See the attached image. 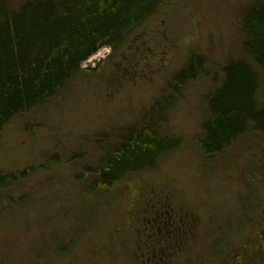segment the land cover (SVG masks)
Returning a JSON list of instances; mask_svg holds the SVG:
<instances>
[{"label": "rangeland", "instance_id": "obj_1", "mask_svg": "<svg viewBox=\"0 0 264 264\" xmlns=\"http://www.w3.org/2000/svg\"><path fill=\"white\" fill-rule=\"evenodd\" d=\"M263 2L167 0L121 50L104 48L61 95L7 125L0 133V171L29 172L6 195L14 205L0 206V264H136L141 227L135 221L147 199L158 196L187 205L204 222L211 203L242 194L259 195L264 210V137L246 138L212 160L200 152L207 97L214 90L206 76L184 85L169 109L163 132L180 146L154 171L94 198L80 179L84 167H93L98 158L95 138L138 125L194 56L212 76L241 57L243 20ZM140 35L144 38L134 42ZM147 46L160 52L157 66L145 76L144 62L136 74L125 68L124 58L138 48L146 53ZM259 98L264 103V74ZM205 237L200 234L199 242ZM59 242L67 246L63 253L54 250Z\"/></svg>", "mask_w": 264, "mask_h": 264}, {"label": "trees", "instance_id": "obj_2", "mask_svg": "<svg viewBox=\"0 0 264 264\" xmlns=\"http://www.w3.org/2000/svg\"><path fill=\"white\" fill-rule=\"evenodd\" d=\"M167 0H0V133L17 117L32 114L63 93L85 69L83 64L106 47L121 50L130 37L164 9ZM242 56L215 75L194 56L174 76L138 125L120 134L95 138L98 158L80 177L88 197L125 187L136 175L154 171L159 160L179 148L163 132L169 109L181 88L198 76L209 77L208 116L199 149L206 160L224 155L238 142L264 137V2L247 12L242 24ZM33 170V169H30ZM24 173L0 171V206ZM26 199L19 198L23 204ZM135 224L138 225V223ZM60 242L54 250L63 253Z\"/></svg>", "mask_w": 264, "mask_h": 264}, {"label": "flooded vegetation", "instance_id": "obj_3", "mask_svg": "<svg viewBox=\"0 0 264 264\" xmlns=\"http://www.w3.org/2000/svg\"><path fill=\"white\" fill-rule=\"evenodd\" d=\"M142 38L144 35L134 42ZM146 49V53L138 48L135 55L126 56L125 68L136 74L144 62L141 74L145 76L157 66L160 52L150 46ZM147 201L137 219L141 229L136 264H264V210L259 195L242 194L237 199L226 198L221 204L211 203L206 222L195 210L171 202L169 197ZM203 232L206 237L200 243ZM199 247L203 252L198 251Z\"/></svg>", "mask_w": 264, "mask_h": 264}, {"label": "water", "instance_id": "obj_4", "mask_svg": "<svg viewBox=\"0 0 264 264\" xmlns=\"http://www.w3.org/2000/svg\"><path fill=\"white\" fill-rule=\"evenodd\" d=\"M102 60H103V57H101L100 59H98V60H96L97 61V65H100L101 64V62H102ZM98 67V66H97ZM93 68V67H92ZM95 69V68H94Z\"/></svg>", "mask_w": 264, "mask_h": 264}]
</instances>
